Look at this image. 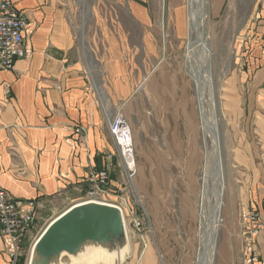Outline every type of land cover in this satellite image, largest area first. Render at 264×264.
Here are the masks:
<instances>
[{
  "label": "rangeland",
  "instance_id": "rangeland-1",
  "mask_svg": "<svg viewBox=\"0 0 264 264\" xmlns=\"http://www.w3.org/2000/svg\"><path fill=\"white\" fill-rule=\"evenodd\" d=\"M213 1L207 0L203 36L210 52L202 62L212 79L209 86L204 85L203 97L206 109L213 102L218 119L224 195L212 264H251L257 261L258 253L255 250L252 260L245 235L257 221L264 224V196L260 209L247 206L251 168L243 149L247 146L244 132L250 126L243 120L240 43L244 22L255 0H221L219 11H212ZM82 3L84 6L79 4L86 13L84 21L87 10L99 5L105 21L116 22L126 35L124 67L120 71L123 77L116 79L119 101L117 106H110V119L121 116L130 127L134 168L126 165L121 146L109 128L115 150L104 162L111 163V191L105 199L122 208L130 241L129 252L122 262L115 264H197L199 250H204L200 246L203 225L199 211L207 149L202 141L196 83L188 72L191 68L198 70L201 60L187 54L190 12L187 0H84ZM143 21L155 29L144 30L134 25ZM148 34L153 36L149 38ZM80 40L84 50L83 31ZM86 52L96 78L106 89L112 79L98 69L87 47ZM83 64L94 87L86 55ZM129 88L131 94L127 93ZM99 99L103 104L100 95ZM88 176L84 179L86 189L69 205L47 212L37 207L17 264H28L33 241L53 217L84 199L93 184L87 180ZM210 202L209 197L206 216ZM261 232L264 228L248 235L253 248ZM144 250L149 253L148 258L142 256ZM61 260L69 261L66 256Z\"/></svg>",
  "mask_w": 264,
  "mask_h": 264
},
{
  "label": "crops",
  "instance_id": "crops-1",
  "mask_svg": "<svg viewBox=\"0 0 264 264\" xmlns=\"http://www.w3.org/2000/svg\"><path fill=\"white\" fill-rule=\"evenodd\" d=\"M12 2L29 20L25 41L31 53L11 70H0V187L13 197L35 199L47 212L78 199L87 187L85 177L115 150L99 92L86 76L81 32L98 69L113 81L103 88L114 107L126 35L116 22L105 21L99 5L87 10L84 21L79 4L84 0ZM221 6V0L213 1L212 11ZM134 25L155 29L144 21ZM241 39L243 120L250 126L243 149L251 168L247 206L259 208L264 196V0L254 1ZM76 126L82 131L76 132ZM255 244L258 259L251 264H264V232ZM0 264H11L1 236Z\"/></svg>",
  "mask_w": 264,
  "mask_h": 264
},
{
  "label": "bare ground",
  "instance_id": "bare-ground-1",
  "mask_svg": "<svg viewBox=\"0 0 264 264\" xmlns=\"http://www.w3.org/2000/svg\"><path fill=\"white\" fill-rule=\"evenodd\" d=\"M187 4L190 11L187 23L189 33L187 54L196 55L201 60V65L198 70L191 68L188 72L196 83L198 115L200 128L203 134L202 141L203 145L207 149L204 162L205 171L202 176V202L200 206L201 209L199 211L203 225L201 226L202 233L200 236V246H203L204 250H199L197 264H212L216 244V230L218 229L221 221V206L223 204L224 195L223 162L220 152V134L215 108L213 102L211 101L207 104L209 108L206 109L203 97L204 85L210 83L212 79L210 71L202 64L205 56L208 52H210L206 45L207 43L205 44V41L203 40L204 20L207 14V0H187ZM84 50L89 73L91 74L100 98L106 107L105 111L107 118L110 119L111 111L109 97L99 80L96 78L95 72L93 71V65L90 63V55L86 52V47H84ZM119 131L120 132H116L123 145L122 154L126 159L125 163L128 165V168H134L133 166L135 161L130 143V127L122 123L119 127ZM209 197L211 199L209 206L210 211L208 216H206L207 213L205 214V211L207 208H205V206L207 207V205H209ZM83 201L87 200L75 202L70 206L78 205V203ZM120 215L121 229L115 238H108L105 240L85 238L77 244L73 252L60 250L54 254L42 255L33 245L36 240L35 238L28 254V264H39L40 261H45L46 264H115L122 262L126 253L129 252L130 241L122 208H120ZM57 216L58 215L55 217ZM64 256L68 258V262H63L61 260Z\"/></svg>",
  "mask_w": 264,
  "mask_h": 264
},
{
  "label": "built area",
  "instance_id": "built-area-1",
  "mask_svg": "<svg viewBox=\"0 0 264 264\" xmlns=\"http://www.w3.org/2000/svg\"><path fill=\"white\" fill-rule=\"evenodd\" d=\"M29 33L28 18L14 7L12 0H0V70H11L17 59L26 58L30 55L31 51L26 46L25 41ZM100 105L110 134L113 135L117 144L123 149L117 132H120L119 127L122 123L127 125L126 121L118 115L111 118V120L108 119L105 107L101 102ZM74 130L81 132L82 128L76 126ZM109 161L103 164L97 172L89 173L87 180L93 184L86 191L83 200L109 202L105 199V196L109 195L111 191L109 185L111 163ZM130 171L134 172V169ZM37 207L35 199L13 197L0 187V236L11 264H17L19 260L20 247L33 225ZM254 224L253 228L247 230L249 236L254 235V233L257 234L259 230L264 228L263 222L257 221ZM248 235H245L248 244L247 250L253 260V253L256 251L250 245L251 238H248Z\"/></svg>",
  "mask_w": 264,
  "mask_h": 264
},
{
  "label": "water",
  "instance_id": "water-1",
  "mask_svg": "<svg viewBox=\"0 0 264 264\" xmlns=\"http://www.w3.org/2000/svg\"><path fill=\"white\" fill-rule=\"evenodd\" d=\"M121 229L120 208L112 203L87 200L67 207L51 220L33 245L42 255L60 250L73 252L85 239L115 238ZM39 264H46L40 261Z\"/></svg>",
  "mask_w": 264,
  "mask_h": 264
}]
</instances>
